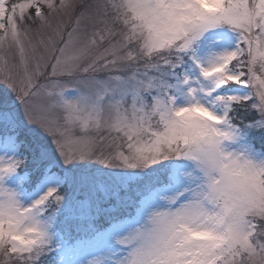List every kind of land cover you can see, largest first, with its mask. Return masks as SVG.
Wrapping results in <instances>:
<instances>
[{
    "label": "snow or ice",
    "instance_id": "snow-or-ice-1",
    "mask_svg": "<svg viewBox=\"0 0 264 264\" xmlns=\"http://www.w3.org/2000/svg\"><path fill=\"white\" fill-rule=\"evenodd\" d=\"M0 49V264H264V0H0Z\"/></svg>",
    "mask_w": 264,
    "mask_h": 264
},
{
    "label": "rangeland",
    "instance_id": "rangeland-1",
    "mask_svg": "<svg viewBox=\"0 0 264 264\" xmlns=\"http://www.w3.org/2000/svg\"><path fill=\"white\" fill-rule=\"evenodd\" d=\"M61 19L63 20L65 25H69V24L72 23V17H70L68 15H64L63 17H61ZM29 27H31V25H29ZM4 54H5V51L3 49H0V55H4ZM6 54L9 57L10 62L18 64L17 54H16L14 48L13 49H8ZM257 147H259V146L257 145Z\"/></svg>",
    "mask_w": 264,
    "mask_h": 264
}]
</instances>
